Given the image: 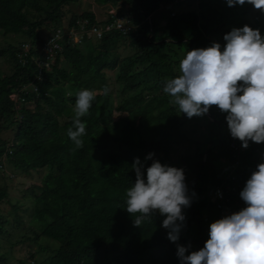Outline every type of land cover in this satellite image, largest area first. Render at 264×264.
<instances>
[{"label": "trees", "instance_id": "16d2710c", "mask_svg": "<svg viewBox=\"0 0 264 264\" xmlns=\"http://www.w3.org/2000/svg\"><path fill=\"white\" fill-rule=\"evenodd\" d=\"M77 1L0 0V32L21 35L28 45L23 65L18 46L0 49V57L6 56L13 68L0 77V134L12 131L9 141L0 139V165L5 161L7 168L24 176L43 171L39 184L28 188L36 232L27 240L43 237L57 245L39 264H180L158 212L137 227L125 210L126 190L136 180L132 164L139 158L145 177L153 160L173 167L175 153L190 143L179 131L189 118L163 92L164 82L181 74L180 61L187 51L210 47L213 40L223 50V38L233 29L249 26L264 37V12L251 11L248 3L229 7L226 0L172 5L188 6L187 11L166 9L172 0H93L97 5L113 3L107 7L113 13L98 20L89 11L74 13L65 28L78 29V22L86 20V30H102L99 39L84 34L74 44L63 36L56 41L60 50L46 58L42 44L59 30L63 9ZM120 17L131 26L126 32L111 27ZM42 30L49 35L42 38ZM105 72L116 73L114 108L110 93L102 92L109 88ZM85 89L96 96L89 114L81 117L86 135L77 149L67 130L73 127L76 95ZM112 110L124 116L110 124ZM226 115L212 106L203 115L211 119L207 137L178 159L191 199L190 207L183 209L179 238L188 248L186 255L203 248L210 224L224 218L223 211L231 215L247 206L240 193L264 163V152L256 156L260 145L249 141L244 149L231 136ZM61 117L70 119L61 124ZM149 154L153 160L146 159ZM217 189L220 198L215 197ZM6 196V189L0 188V202ZM5 222L0 217V232ZM0 264H8L1 254Z\"/></svg>", "mask_w": 264, "mask_h": 264}, {"label": "clouds", "instance_id": "9594fccd", "mask_svg": "<svg viewBox=\"0 0 264 264\" xmlns=\"http://www.w3.org/2000/svg\"><path fill=\"white\" fill-rule=\"evenodd\" d=\"M177 2L182 0L175 3L172 0L169 8L174 9L172 5ZM226 3L229 7L248 3L264 12V0H226ZM223 39L226 41L223 50L213 40L210 47L187 51L180 61L181 74L167 79L163 92L173 98L172 102L188 118L203 116L212 106L218 107L227 114L231 136L247 149L249 141L264 143V37L259 30L244 26L233 29ZM26 46L25 52L22 46L18 47L22 65L28 52ZM109 91L107 86L102 89L104 95ZM95 96L96 92L87 89L76 95L73 127L67 130V135L77 149L83 147L82 137L86 135V123L81 117L89 114ZM10 97L15 101V94ZM153 156L149 154L146 159L153 160ZM4 163L0 165L1 176L7 170ZM132 170L136 180L126 190L125 210L135 217L134 226L140 227L159 212L166 217L162 226L168 230L167 238L177 243L185 221L183 209L191 205L184 170L153 160L145 177L139 158L134 160ZM240 197L247 206L231 215L228 209L223 211L224 218L210 224L209 238L202 249L186 255L188 248L177 243L180 264H264V163L246 181Z\"/></svg>", "mask_w": 264, "mask_h": 264}, {"label": "rangeland", "instance_id": "374dc122", "mask_svg": "<svg viewBox=\"0 0 264 264\" xmlns=\"http://www.w3.org/2000/svg\"><path fill=\"white\" fill-rule=\"evenodd\" d=\"M110 5H113V3L109 2L104 6L95 4L93 0H78L76 4H70L63 9V13L61 15V17L63 18L59 29H63L66 27L67 19L71 14L74 13H77V15H79V13L83 11H89L96 16L97 20L101 18L103 19L106 12L109 11L107 7ZM192 7L193 6L189 7V9H191ZM174 10L187 11L188 6L186 7L180 4L174 7ZM251 11L255 12L256 9L253 7ZM159 12L161 14H165V11L159 10ZM252 15V12L249 13V15H247L248 19H251ZM152 16H156V13L154 12ZM261 23L262 25H264V14L261 17ZM47 35H49L48 31H41L40 36L42 38H45V36ZM74 41H77V39L75 38ZM9 44L14 45L15 47L22 46L23 50L27 49V41L23 36L6 35L5 33L0 32V49L5 48ZM80 49L84 51V46L82 45ZM33 59L36 58L33 57ZM12 72L13 68L9 63L7 57H0V77L8 76ZM105 74L106 81L110 90L109 104L112 108H114L116 103V83L114 80L116 73L105 72ZM121 116L124 115L112 110L111 121L109 123L111 124L112 122H118ZM69 119V117H61L58 120L62 124L63 122L68 121ZM210 120L211 119L207 118L206 116L192 117L189 118L184 125H182L179 131L185 138H188V141L190 140V143L187 147H185L186 145L184 144L181 145L179 151L175 153L172 159L173 167L180 168L182 162L178 159L184 156L185 154H191L195 142L200 143L205 140L208 135L209 127L211 125V123L209 122ZM11 137L12 131L10 130L0 134L1 140L6 139L7 141H9ZM257 145H260L261 149L258 148L256 156L264 152V143H260ZM259 150L263 151L260 152ZM7 175H11V178H13L9 179L7 178ZM42 175L43 171L41 170L39 172H32L28 176H24L9 167L7 168L6 173L4 175H0V188L6 189L7 192V196L4 198V200L0 202V217L2 220L6 221L5 223H1V229L4 232H0V254L6 257L8 264H39L57 247V245L52 243V241L43 237H38L35 242L27 240L28 238L32 237L33 233L36 232L35 225L31 221V193L28 188L32 185H38L40 182V177ZM186 177V181L190 182V174H187ZM11 206H16V208H13ZM162 217L163 219L166 218L165 216ZM162 231H164V233L168 236V230L165 229L163 226ZM177 243L181 245V242L179 240L177 241ZM177 243H174L176 248ZM31 254L33 255L32 258L29 257Z\"/></svg>", "mask_w": 264, "mask_h": 264}, {"label": "built area", "instance_id": "2783aa9c", "mask_svg": "<svg viewBox=\"0 0 264 264\" xmlns=\"http://www.w3.org/2000/svg\"><path fill=\"white\" fill-rule=\"evenodd\" d=\"M176 1H181V0H174V3ZM169 7L170 5L166 6V9H168ZM118 21H123V22H118ZM86 22H87L86 20H82L81 22H78L79 23L78 29H73V28H70L68 30H66V28L59 29L54 34H52L47 40H45V42L41 46V51L46 56V58H51V54L54 52V50L60 49L56 41L63 36H65L68 40H70L74 44L79 43L82 40L84 34L86 35V37L87 36L90 37L92 35L95 38H99L101 36L102 30H100V28H98L97 26L91 27L88 30H86L83 27V25L86 24ZM113 27L121 32H126L131 28L127 20L122 17L114 22ZM104 29L105 31H107L109 29V26H106ZM89 37H87V39ZM75 38L77 39V41H74ZM22 51L25 52L26 50L22 49ZM220 192L221 191L219 189L215 191L216 198H220L221 196Z\"/></svg>", "mask_w": 264, "mask_h": 264}]
</instances>
